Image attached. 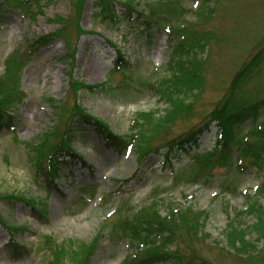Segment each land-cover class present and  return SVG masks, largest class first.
Here are the masks:
<instances>
[{
    "label": "rangeland",
    "instance_id": "obj_1",
    "mask_svg": "<svg viewBox=\"0 0 264 264\" xmlns=\"http://www.w3.org/2000/svg\"><path fill=\"white\" fill-rule=\"evenodd\" d=\"M114 1L118 14L125 13L120 3L125 0ZM170 1L176 3V13L161 10L148 25L144 23L139 11L147 15L148 5L159 4L160 8L161 2ZM94 2L85 0L83 4L78 25L87 33L76 39L72 64L61 58L67 50L64 39H55L37 51L20 72L24 99L12 113L14 132L0 130V217L9 226L18 228L14 231L15 240L25 249L14 259L6 244L9 234L0 224V264H49L44 236H53L57 242L66 238L90 242L100 228L102 237L87 264H119L131 248L127 240L109 234V224L116 218L110 214L122 205L128 211H135L151 203H156L162 213L169 206L187 205L204 212V233L209 237L204 241L200 238L201 242L196 240L201 259L214 264H241L231 251L224 249L217 253L215 250L225 246V230L231 218L245 225L255 221L251 215L236 217V212L245 207L246 194L258 199L264 207V195L258 193L264 183V168H235L236 149L231 158L235 164L214 169L207 178L192 181L195 174L192 165L196 153L216 143L217 126L211 118L212 109L224 95L234 72L264 38V0H140L133 5L130 21L123 19L115 26L96 16ZM23 9L27 11L6 3L0 6V74L4 59L13 50L58 28L49 21L55 15L74 19L64 31L69 35L71 46L75 40L74 0H40L31 9L28 6ZM208 10L212 13L208 14ZM190 23V29L209 35L207 45L198 53L199 58H205L204 85L192 104L191 113L177 120L165 137L172 138L208 124L210 128L199 136L197 145L177 153L170 168L155 153L140 159L137 165L134 150L119 151L92 126H85L72 134V146L85 163L68 161L49 189L42 182L34 181L27 150L21 142H32L59 120L65 122L74 100L117 135L129 133L131 120L137 113L148 110L160 113L166 109V102L144 82L155 83L169 74L167 62L173 42L169 27ZM112 43L129 61L125 79L119 73H109L115 56ZM70 69L87 85H105L94 91L79 90L75 99L68 94ZM243 91L264 99V64L244 85ZM57 101H61L59 117L55 110ZM263 116L264 107L255 124ZM253 123L252 119L246 120L237 127V132L245 135ZM177 176L181 179L176 181ZM230 182L235 188L224 190V184ZM20 195L33 204L6 198ZM263 243L259 239L257 248Z\"/></svg>",
    "mask_w": 264,
    "mask_h": 264
},
{
    "label": "trees",
    "instance_id": "obj_2",
    "mask_svg": "<svg viewBox=\"0 0 264 264\" xmlns=\"http://www.w3.org/2000/svg\"><path fill=\"white\" fill-rule=\"evenodd\" d=\"M39 1L0 0V6L6 3L12 8L27 11L23 8L26 6L32 8ZM84 2L85 0H74L76 36L72 46L69 35L64 30L74 19L71 16L55 15L54 18L49 19L58 25L55 31L35 37L25 47L16 48L4 59L3 71L0 74V129L14 130L12 113L18 109L24 99L20 86V72L38 50L54 39H64L67 50L61 58L68 61V65L74 61L76 39L87 32L78 25ZM139 2L140 0L120 2L125 7V13L122 15H118L114 0H95L94 8L96 16L103 22L115 26L123 19L130 21L131 10L135 8L133 5ZM158 5H150V7L148 5L147 15L139 11L147 25L150 19L161 10L169 14L177 11L176 3L172 1L161 2L160 8ZM209 13H212L211 10H208ZM190 25L191 23L187 26L169 27V36L173 40L170 44L171 52L167 62L169 74L157 83L144 82L145 86L153 89L167 102L168 106L165 110L160 113L157 111L140 112L132 123L131 132L117 135L108 128L104 121L87 113L74 100L65 122L59 120L41 133L36 140L22 142L27 150L33 179L35 181L41 179L49 186L59 176L58 173L67 161L84 162L72 146V134L82 125L92 126L107 143L115 148L118 147L119 151L134 149L139 161L151 153L155 155L161 153L168 168L177 153L185 151L189 146L197 145L199 136L207 130L208 124L189 129L184 134L172 138L166 139L165 137L177 120L188 117L192 104L202 92L204 85L203 63L205 58H199L198 53L207 45L209 35L198 34L195 29H190ZM112 46L115 49L112 72L119 73L126 78L129 61L116 44L112 43ZM262 64H264V38L262 42L257 43L254 52L234 72L224 95L212 109L211 118L218 127L217 140L212 148L193 156L194 165L192 166L195 174L192 181H195L197 176L208 173L214 167L233 166L235 164L231 159L233 149L238 151L239 164L235 165V168L244 166L255 167L258 170L264 168V116L260 123L255 124L260 110L264 107V99L245 94L243 91L244 85L253 79ZM68 76V94L74 98L79 90L93 91L100 86V84L87 85L80 81L72 74V69L68 71ZM48 100L51 103L54 102L51 98ZM57 103L55 110L59 117L61 101ZM248 119H252L254 125L245 136H242L237 132V127ZM157 138L160 142L154 144ZM180 179L176 177V181ZM231 185V182L225 183L223 189L228 191L235 188ZM258 193L264 195V183L258 188ZM6 198L32 203L22 195ZM246 201V210L237 212L236 217L241 219L243 215H251L255 221L247 225L240 220L230 221L225 230V246L216 248L215 252L219 253L227 249L241 264H264V243L261 248H257L259 239L264 242V207L258 199H252L250 196H247ZM115 216V220L109 224V234L128 240L134 248V252L126 256L120 264H155L167 261H172V264H214L204 261V258L201 259L197 247L196 240L201 238L204 241L209 237L204 233L206 216L202 211H194L190 206L178 209L169 206L167 211L162 213L156 203H151L135 211H128L122 205ZM0 221H2L1 218ZM6 226L9 230H16ZM253 235H255L254 239H252ZM101 237L102 233H98L90 242L70 238L57 242L52 236H44L43 243L50 254L49 264H87ZM7 247L14 259L19 257L25 249L15 241L13 232L10 233Z\"/></svg>",
    "mask_w": 264,
    "mask_h": 264
}]
</instances>
